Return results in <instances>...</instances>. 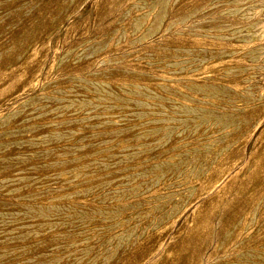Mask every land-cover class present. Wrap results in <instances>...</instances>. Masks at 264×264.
Returning a JSON list of instances; mask_svg holds the SVG:
<instances>
[{
  "label": "rangeland",
  "instance_id": "374dc122",
  "mask_svg": "<svg viewBox=\"0 0 264 264\" xmlns=\"http://www.w3.org/2000/svg\"><path fill=\"white\" fill-rule=\"evenodd\" d=\"M0 264H264V0H0Z\"/></svg>",
  "mask_w": 264,
  "mask_h": 264
}]
</instances>
